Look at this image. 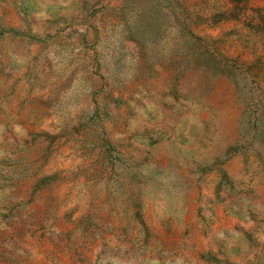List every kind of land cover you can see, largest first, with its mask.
Here are the masks:
<instances>
[{
	"label": "rangeland",
	"instance_id": "obj_1",
	"mask_svg": "<svg viewBox=\"0 0 264 264\" xmlns=\"http://www.w3.org/2000/svg\"><path fill=\"white\" fill-rule=\"evenodd\" d=\"M0 264H264V0H0Z\"/></svg>",
	"mask_w": 264,
	"mask_h": 264
}]
</instances>
